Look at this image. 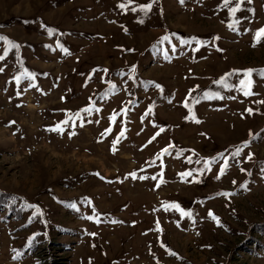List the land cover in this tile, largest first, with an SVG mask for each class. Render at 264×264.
<instances>
[{
  "label": "rangeland",
  "instance_id": "374dc122",
  "mask_svg": "<svg viewBox=\"0 0 264 264\" xmlns=\"http://www.w3.org/2000/svg\"><path fill=\"white\" fill-rule=\"evenodd\" d=\"M149 2L0 0V264H264V0Z\"/></svg>",
  "mask_w": 264,
  "mask_h": 264
},
{
  "label": "snow or ice",
  "instance_id": "6c2138e0",
  "mask_svg": "<svg viewBox=\"0 0 264 264\" xmlns=\"http://www.w3.org/2000/svg\"><path fill=\"white\" fill-rule=\"evenodd\" d=\"M229 2H230V0H223V3H224L225 6H228V5H229ZM131 3H133V0H127V3H120L118 6H119L120 8H122V9H126V8H127V5H128V4H131ZM181 3H183V0H181ZM151 6H152V3H151V0H150L149 3L140 4V5H138L137 7H138L141 11L147 12V11H149V10L151 9ZM240 8H241V3H240V2H236L234 7H230V8H229V14H231V15H235V13L237 12V10H239ZM136 10H137V9H136L135 7L132 9V11H136ZM229 27H232V25L230 24ZM48 31H49V34L52 33V29H48ZM262 36H264V27H261L260 29H258V30L256 31V33H255V37H254V41L259 42ZM163 39L166 40V39H168V37L165 36V37H163ZM216 39H219V37H216ZM0 40L5 41V42H6L10 47H12V48L19 49V45H18V44H15L14 42H12V41H10V40H8L7 37L0 36ZM181 42H182V43H188V41H181ZM57 46L60 47L63 51L67 52V49H65V48L63 47L62 44H59V42H57ZM5 52H7V48L5 49ZM0 59H3V56H0ZM0 71H2V69H0ZM104 71H107V70H104ZM233 71H243V72L245 73V78H242V79L239 80V85H238V87H239L242 91H244V94H245V95H249L250 93H249L246 89L250 86V84H251V80L248 79L247 77H248V76H249L254 70H253L252 68H248V69H243V70H239V69H237V70H233ZM262 71H264V70H262ZM21 75H27V76H32V77H34V74L28 72L27 70H24V71L21 73ZM228 75H230V74H229V73H226L225 76H222L219 80L214 81V83H216V84H221V85H223V86H225V87H231L232 85H229V84L226 82V80H225V77L228 76ZM15 79L19 80L20 77L17 76V77H15ZM156 87H157V88H161V86H160L159 84H157ZM18 94H19V93H18ZM208 95H209V93H205V96H208ZM217 95H218V94H217ZM184 107H185V108H188V103H187V102H185ZM84 110L87 111V109H84ZM189 111L191 112V109H189ZM248 111H251V110L249 109ZM185 119H188V117H185ZM66 122H67V121H63V122H61V123H66ZM197 122H198V121H197ZM52 130L63 131V129L60 128L59 124L56 125V126H54V128H53ZM161 130H162V129H161ZM107 131H108V129L105 130V132H107ZM250 134H251V133H250ZM115 143H116V142L114 141V144H115ZM244 143L246 144L247 142H244ZM240 151H241V148L237 147V148L235 149V152L233 153V155H238V154L240 153ZM251 155H252V154L249 153V157H251ZM212 159H214V158H212ZM205 165H206V167L209 165V160H208V159L205 160ZM242 170H243V169H242ZM221 171H223V169H222ZM130 175H132V176L134 177V176H135V173H134V172H133V173H130ZM141 178H143V177H141ZM241 186H243V185H241ZM71 206H72L73 208L76 207L75 204H73V205H71ZM171 206H172L173 208H176L177 210H179V211L181 212L182 215H184V214H189V213H185L184 209L181 208V206H180L178 203L173 202ZM37 211H39V209H37ZM209 214L211 215L212 213L210 212ZM89 218L91 219V218H93V217H89ZM213 218L216 219L215 217H213Z\"/></svg>",
  "mask_w": 264,
  "mask_h": 264
}]
</instances>
